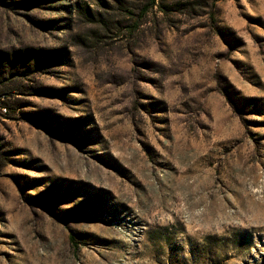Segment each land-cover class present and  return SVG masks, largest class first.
I'll return each instance as SVG.
<instances>
[{
	"label": "rangeland",
	"instance_id": "rangeland-1",
	"mask_svg": "<svg viewBox=\"0 0 264 264\" xmlns=\"http://www.w3.org/2000/svg\"><path fill=\"white\" fill-rule=\"evenodd\" d=\"M0 264H264V0H0Z\"/></svg>",
	"mask_w": 264,
	"mask_h": 264
}]
</instances>
